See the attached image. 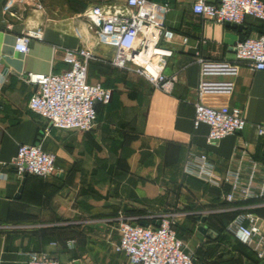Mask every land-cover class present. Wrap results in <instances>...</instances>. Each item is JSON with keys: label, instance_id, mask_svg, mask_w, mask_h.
Here are the masks:
<instances>
[{"label": "crops", "instance_id": "crops-1", "mask_svg": "<svg viewBox=\"0 0 264 264\" xmlns=\"http://www.w3.org/2000/svg\"><path fill=\"white\" fill-rule=\"evenodd\" d=\"M36 1L41 8L0 0V264H28L30 252L59 264H129L114 251L118 216L140 224L158 213L174 214V230L186 251L199 255L197 264H264L229 234L211 230L252 203H226L216 188L184 173L189 152L206 154L217 175L234 163L238 147L264 164V137L257 134L264 125V70L248 69L234 55L237 41L264 35V22L247 17L238 30L203 21L192 12L194 0H168L164 25L174 33L167 44L173 54L163 74L176 82L165 94L105 63L115 49L98 41L87 15L98 6L107 15L127 16L126 0ZM27 30L41 31L42 40L31 41L26 54L17 53L15 39ZM81 48L99 59L88 64L87 81L110 89V103L98 109L90 131L52 128L42 136L45 121L28 109L34 86L20 76L61 73L68 68L63 49ZM199 60L239 65L234 78H205L231 80V95L197 92ZM196 102L237 108L247 126L208 146L207 126L192 125ZM22 144H39L54 155L55 174L27 176L21 184L9 163ZM189 216L196 217L194 226ZM202 225L205 234L198 231Z\"/></svg>", "mask_w": 264, "mask_h": 264}, {"label": "built area", "instance_id": "built-area-1", "mask_svg": "<svg viewBox=\"0 0 264 264\" xmlns=\"http://www.w3.org/2000/svg\"><path fill=\"white\" fill-rule=\"evenodd\" d=\"M16 4L41 8L36 0H13ZM131 9L127 16L107 15L98 6L87 15L96 29L98 41L113 45L115 53L107 65L133 73L147 81L155 90L169 94L176 82L174 76L163 74L167 59L173 51L167 46L174 33L165 28L169 12L167 4L148 0H126ZM192 12L203 21L241 26L250 17L264 22L262 0H194ZM41 41L42 32L27 30L15 39L14 50L28 52L31 41ZM183 43L186 39L183 38ZM235 60L252 71L264 70V35L247 37L234 45ZM99 61L92 52L81 48L63 49V62L68 68L58 74L26 72L20 77L34 86L28 109L45 121L42 136L50 129L87 132L94 128L99 105L110 103L112 91L99 83L87 81L88 64ZM200 81L197 92L201 95L232 94L231 80L211 82L207 77L238 75L239 65L234 63H210L198 61ZM193 128L206 125L205 141L208 146L222 139L241 133L247 121L237 108L220 106L211 108L196 102L193 104ZM258 136L264 137V125L257 126ZM234 163L222 175L214 172L206 154L189 152L184 173L216 188L226 203L251 202L228 223L225 232L239 244L252 251L259 260L264 259V164L253 159L243 147L235 152ZM15 175L45 178L55 174V157L41 150L39 144L19 145L10 161ZM254 210H262L257 215ZM159 223L156 226L154 223ZM174 214L158 213L149 216L148 226L135 224L122 215L117 219L119 241L114 251L125 257L129 264H196L193 252L186 251L183 241L174 230ZM263 225V226H262ZM28 264H59L45 253H28Z\"/></svg>", "mask_w": 264, "mask_h": 264}, {"label": "trees", "instance_id": "trees-1", "mask_svg": "<svg viewBox=\"0 0 264 264\" xmlns=\"http://www.w3.org/2000/svg\"><path fill=\"white\" fill-rule=\"evenodd\" d=\"M109 66V65H108ZM101 107V105H99L98 107H97V112H98V109ZM212 189H213V187H211ZM218 190V189H217ZM219 190L217 191V193L219 194ZM221 194V193H220ZM188 208V210L190 209V207H187ZM192 209V208H191ZM187 210V209H186ZM232 218L233 217H231L229 220H227V221H225V222H222V224H220L219 226V228H214V229H211V230H214V232H216L218 235H227L226 234V232H225V228H226V226H227V224L230 222V220H232ZM200 220H201V217L199 218ZM188 220L191 222V223H193V226H194V223H195V221H196V217L195 216H189L188 217ZM205 223H206V226L209 228V227H211V225H210V222H209V219L207 218L206 220H205ZM174 229H177V226H175L174 225ZM177 234V233H176ZM178 236V235H177ZM179 237V236H178ZM239 244V243H238ZM239 245H241V244H239ZM199 258V255H197L196 254V259H198ZM196 264H197V262H196Z\"/></svg>", "mask_w": 264, "mask_h": 264}, {"label": "water", "instance_id": "water-1", "mask_svg": "<svg viewBox=\"0 0 264 264\" xmlns=\"http://www.w3.org/2000/svg\"><path fill=\"white\" fill-rule=\"evenodd\" d=\"M148 1H153V2H156V3H162V4H166L167 2H168V0H148ZM227 26H230V27H232V28H234V29H238V30H240L241 29V26H237V25H233V24H226ZM27 176L25 175L24 176V178H23V180H22V183L21 184H23L24 183V181H25V178H26ZM20 191H21V187H20ZM204 222V218L203 219H201V223H203ZM156 226H159V223L157 222V223H154ZM140 225H142V226H144V227H147L148 226V223L147 222H142V223H140ZM198 231L200 232V233H202V234H205L206 233V227H204L203 225L202 226H200L199 228H198Z\"/></svg>", "mask_w": 264, "mask_h": 264}, {"label": "rangeland", "instance_id": "rangeland-1", "mask_svg": "<svg viewBox=\"0 0 264 264\" xmlns=\"http://www.w3.org/2000/svg\"><path fill=\"white\" fill-rule=\"evenodd\" d=\"M175 221V220H174ZM174 225H175V222H174Z\"/></svg>", "mask_w": 264, "mask_h": 264}]
</instances>
